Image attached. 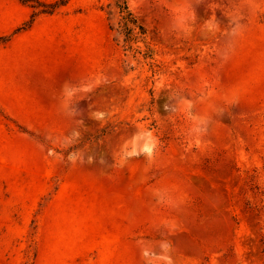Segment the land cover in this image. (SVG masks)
<instances>
[{"label": "rangeland", "instance_id": "1", "mask_svg": "<svg viewBox=\"0 0 264 264\" xmlns=\"http://www.w3.org/2000/svg\"><path fill=\"white\" fill-rule=\"evenodd\" d=\"M0 264H264V0H0Z\"/></svg>", "mask_w": 264, "mask_h": 264}]
</instances>
